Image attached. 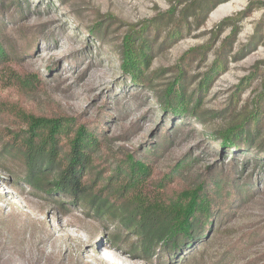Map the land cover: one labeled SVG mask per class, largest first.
<instances>
[{
    "label": "rangeland",
    "instance_id": "1",
    "mask_svg": "<svg viewBox=\"0 0 264 264\" xmlns=\"http://www.w3.org/2000/svg\"><path fill=\"white\" fill-rule=\"evenodd\" d=\"M210 1L218 5L200 19L191 13L189 27L171 45L166 40L173 26L159 37L148 33L155 47L147 87L123 68L125 38L175 6L179 18L182 0H0V40L12 57L9 66L44 81L35 92L0 88V154L17 130L9 122L24 114L75 118L103 139L95 165L150 157L153 180L167 179L166 196L173 200L205 184L225 186L220 196L229 197V208L196 227L202 234L183 255L165 243L133 252L138 239L114 243L115 231L75 201L61 196V207L34 192L21 172L0 165V264H264V0H209L206 9ZM252 4L237 19L232 46L222 51L235 26L221 28V22ZM225 5L229 12L212 19ZM218 60L225 65L213 72ZM180 72L186 73V100L203 120L164 110ZM261 106L255 147L225 148L220 136L235 128L234 137L248 119L254 130Z\"/></svg>",
    "mask_w": 264,
    "mask_h": 264
},
{
    "label": "trees",
    "instance_id": "2",
    "mask_svg": "<svg viewBox=\"0 0 264 264\" xmlns=\"http://www.w3.org/2000/svg\"><path fill=\"white\" fill-rule=\"evenodd\" d=\"M208 1L182 0L181 3L186 6L179 14V18L175 6L168 12L156 16L141 30L132 31L127 35L122 50L123 68L135 84L145 83L147 86L150 82L146 73L151 65L155 41L148 33H154L155 37H159L165 27L173 26L166 40V43L171 45L181 38L183 30L189 27L188 19L191 13H198L197 19H200L218 5V2L210 1L212 4L206 9L205 4H208ZM253 5H250L247 12L227 17L221 22L220 27L235 26L239 17L242 18L253 10ZM100 31L101 28L97 33ZM238 33L239 30L235 26L232 35L224 42L222 51L232 46ZM5 45L0 40V88L17 86L24 91H37L43 84V79L37 75L12 70L9 66L12 57L4 48ZM191 53L193 51L182 60ZM224 65L223 61L218 60L213 72ZM185 74L180 72V79L177 81L179 86L176 83L169 86L165 96L168 104L164 110L177 112L181 118L191 114L203 120L199 108L186 100L183 86ZM208 76L205 85L201 86V93L213 80V73ZM201 99L202 96L199 101ZM3 105L4 101L0 100V108ZM260 110L257 115H253V122H257L254 130L250 127L248 119L240 124L241 131L234 137L231 135L235 128L220 136L223 138L225 148L230 150L236 148L237 152H241L255 147L259 138L258 118L263 113L262 106ZM9 123L16 126L17 130L10 132L13 135L0 154V165L6 171L11 172L15 168V171L21 172V175H25L24 181L34 192L51 196L55 201L57 199L61 207L65 206L64 203H60L61 196L75 201L89 216L116 232L111 233L114 243L124 241L123 237L127 238L125 242L138 239V242L131 243L133 252L160 249L161 243H165L171 244L173 249L179 250V254L183 255L188 248L186 246L191 245V239L202 234L196 227L208 221L206 216L213 217L215 213H220L224 206L229 208L227 204L229 197H225L224 193L220 196L225 186L217 185L210 188L206 184L200 185L195 190L183 191L177 200L166 196L169 182L167 179L157 182L153 180L154 165L150 157L129 155L127 159H117L105 167L95 165L94 157L101 150L103 139L100 138L98 131H93L85 124L80 125L75 118H49L24 114L21 120ZM104 162L106 163V159ZM115 164L116 166L112 168ZM109 173L110 175L106 176ZM168 237L171 239L166 240Z\"/></svg>",
    "mask_w": 264,
    "mask_h": 264
},
{
    "label": "bare ground",
    "instance_id": "3",
    "mask_svg": "<svg viewBox=\"0 0 264 264\" xmlns=\"http://www.w3.org/2000/svg\"><path fill=\"white\" fill-rule=\"evenodd\" d=\"M230 6L225 5V6H221L219 7L213 14H212V19L219 17V16H224L225 14H227L230 10V8H228Z\"/></svg>",
    "mask_w": 264,
    "mask_h": 264
}]
</instances>
